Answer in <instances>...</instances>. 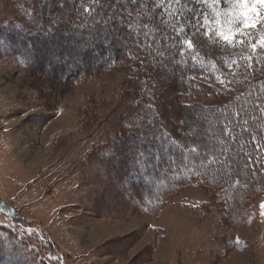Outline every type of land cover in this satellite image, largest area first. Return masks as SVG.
Here are the masks:
<instances>
[{
	"label": "rangeland",
	"instance_id": "1",
	"mask_svg": "<svg viewBox=\"0 0 264 264\" xmlns=\"http://www.w3.org/2000/svg\"><path fill=\"white\" fill-rule=\"evenodd\" d=\"M77 1L0 0V203L20 223L28 221L33 231L44 236L35 241L31 229L11 224V217L0 210V226L6 230L0 233V264H32L36 258L31 253L38 254L39 264H60L54 259L56 254L62 256V264H264L260 207L264 180L250 184L248 195L244 192L235 209H227L218 192L204 185L184 188L163 204L155 201L150 211L143 207L140 183L144 182L125 181L127 171L134 168V153L125 151L126 141L131 140L133 125L146 115L148 105L160 115L163 128L177 133V138L178 119L184 114L177 111L172 95L161 94L180 87L161 76L159 88L151 86L153 90L146 95L154 97L153 101H135L128 69L133 65L123 57L117 68L91 65L71 78L58 75L48 63L51 54L67 55L80 40L73 42L75 35L71 40L72 31L66 33L68 38L39 37L35 27L46 19L58 24L64 8ZM182 3L188 39L195 41L191 25L201 13L211 16L212 6L198 4V0ZM218 7L223 11L228 6ZM161 26L153 21L151 29L161 31ZM260 27L252 30V40L258 39ZM25 33L32 38L26 41L21 37ZM215 39L200 37L196 50L221 73L234 77L230 85L240 75L231 66L235 65L232 59L264 58V49L252 53L247 45L222 47L220 41L213 43ZM93 40L85 56L89 65L94 47L106 43L94 35ZM168 43L176 46L174 37ZM28 52L31 59L21 63V54ZM163 60L185 61L173 50ZM217 88H222L225 98L196 90L190 94L202 107L217 109L233 96L226 92L230 90L227 85ZM11 233L18 236L13 234L12 239ZM46 239L53 241L56 252Z\"/></svg>",
	"mask_w": 264,
	"mask_h": 264
},
{
	"label": "trees",
	"instance_id": "2",
	"mask_svg": "<svg viewBox=\"0 0 264 264\" xmlns=\"http://www.w3.org/2000/svg\"><path fill=\"white\" fill-rule=\"evenodd\" d=\"M138 3L147 5L149 0H138ZM90 6H93V0H78L76 5L72 4L70 8H64L65 15L63 18H59V23L57 24L55 20L53 21L55 26L54 36H56V38H61L64 35V37L68 38L69 36L66 33L72 31L71 40L75 35L73 42H77L82 38H89V35L93 38L94 35L95 39L98 40L101 38L102 41H100H105L106 43H100L94 47L93 56H90V61L92 59L90 65L86 62L88 59L87 57H84L79 63L74 64L69 68H65L60 62L58 65L55 64L54 70L58 71V75H63V78H71L82 74L83 71L91 65H97V67L108 69L113 67L117 68L120 67L121 62H123V60H121L122 57L129 59L133 65L128 69L131 71L130 77L131 81L134 83L133 90L136 92L134 94L136 96L134 97V100L137 102H141L144 98L153 101L155 99L154 97L151 95L146 96L149 90H153V87L151 86L159 88V83L162 81L160 80L161 76L165 77V79L169 77L170 79L168 80L171 83L173 82V84H178L180 90H164L161 96L172 95V103L176 104L177 111L180 109L181 112H183L181 114H184L182 120H187L189 124L193 121L196 122V129L201 133L199 137L200 142L209 147L216 146L217 149L219 148V144L213 134L216 136L220 134V129L228 118L233 117L236 113H247L248 117L255 115L258 118L255 121L250 120V123L258 124L260 122L259 118L264 117V113L253 111L254 106L264 103V58L256 59L251 55L252 60L248 61L244 59L246 56H239V59L235 57L232 61H236V63L231 66L236 67L237 71L240 70V75L234 84L230 85L229 83H226L222 85L215 79L216 75H221L222 78H226L229 82L233 81L234 77L213 70L211 68L212 63L201 53L197 65H194L188 56H183L185 60L183 64L179 60L177 63L171 64L163 60V58H157L154 54H150L149 51H147V48L149 47V41L147 40H145L144 44L138 48V40L136 37L144 30L142 27L143 17H141L140 21L131 25L132 35H130L129 29L125 27L128 23L127 16L123 21L117 17L115 21L110 22L111 26L102 22V18L113 15L115 11L113 3L107 4L98 1L94 6L95 10L93 11L92 16H89L85 12V9ZM73 11H75V13H73ZM155 11L159 12L160 10L156 9ZM97 13H99V15H97ZM161 15L163 16L164 14L161 13ZM93 17H95V19H93ZM43 18L44 17H42V19ZM168 19L171 18L168 17ZM49 21L50 20L48 19L44 20V24L37 22V26L41 29L48 28ZM153 21L155 22L159 20H152L149 23V28H151ZM61 24L68 25L65 27L67 29L60 27ZM104 27H109L106 32L101 30ZM172 30V24H169L167 27L161 26V31L159 32H163L165 36L160 38L164 39L167 36V33L172 32ZM176 31H179V29L177 28ZM25 34V36L22 35L21 37L27 38L26 41L32 38V35H29L28 33ZM36 34V36L39 37L48 36V33L43 31L40 33L36 32ZM172 37L175 39L176 46L173 48L171 47V50L177 53L178 56H181L179 50L185 38H188V31L186 35L181 34L179 36H176L175 33H173ZM140 39H143V37H140ZM164 50L166 54L170 52L167 48ZM22 51H26L25 46L22 47ZM194 51L197 50L194 49ZM64 56L67 55L65 54ZM137 57H139V60L136 59ZM83 63L87 66L84 67ZM167 85L171 86L169 82ZM226 85L230 87V90L226 92L233 96L229 102L219 104L217 109L202 107L194 100L195 95L193 93L190 94L191 90H196L198 92L202 91L214 97L221 98L224 97V92L222 91V88L219 89L217 87ZM156 96V99H161L159 94H156ZM144 103L146 104V102ZM195 111L197 115H192ZM145 112L146 115H141L142 118L134 123L133 132L131 137H129L132 141H126V144L128 145L125 147V151L129 153V149H132L133 152L130 153H134L137 148L140 147H143L144 150L147 149L148 151H151L150 146L153 145L154 147V152L151 153H154L155 158H151L146 162L148 165L147 172L153 177V181L149 184L140 183L143 185V189L140 193L141 199L144 201L143 207L146 208V211H150V209L154 208H151L153 202L158 201L157 204H163L166 200L181 192L182 189L190 188L195 185H204L205 188L218 192L219 197H222L221 201H223V204L228 206L227 209H235L234 205L237 203V200H240L242 195L245 197L244 192H246V196L248 195L249 185H258L261 183V180H264V127L257 129L259 135L256 140H252L247 132H243L241 128L237 127L236 131L240 136L238 142L236 140L231 142L230 155L233 161L232 168L234 172L239 173V178L244 181V183H241L240 185L233 184L232 187H229L227 183H224L223 186H216L215 181L220 176V173H217L216 177H214L212 173L209 172L206 176L208 180L207 183L202 182V180L205 179V176L203 175L190 176L182 166L178 167V165H181L180 151L169 141L154 138L153 134L155 133V136L159 137L162 130L164 134L170 135L178 142L190 143L192 138L184 135L188 129L185 125L181 124V118L178 119L179 124L176 126V128L180 130V134L176 138L177 133L175 134L172 132L171 135L165 128H163V125L160 123L162 119L160 115L155 114L152 106H146ZM137 135L146 136L147 141L141 145L140 141L136 139ZM189 158L193 163H198L191 154H189ZM137 181L141 180L137 179ZM225 190H227V195L225 194ZM240 201L242 202V199ZM0 208H2L0 209L1 211L3 210V212L7 213V216L11 217L9 219L11 224L19 225L20 222L17 219L18 217L16 218V215L7 209L8 207H2L0 203ZM10 213L12 215H10ZM22 222L23 223H20L22 230L24 228L26 230L31 229V225L28 221L23 220ZM33 230L31 229V231ZM2 231L6 230L3 226H0V233ZM33 232L36 236L34 239L35 241L44 240V236L39 235L35 231ZM13 234L16 233L8 235L12 239H15ZM16 235L18 236V234ZM45 242L49 245L51 244L50 246L54 249V252H56L52 243L53 241L51 242L49 239H46ZM34 256L36 259L32 258ZM56 257H60V260L57 261ZM31 258L32 261L30 262L32 264L40 263V261L36 262V260H39L38 254L31 253ZM54 259L62 264V256L56 254ZM0 262H2V258H0Z\"/></svg>",
	"mask_w": 264,
	"mask_h": 264
},
{
	"label": "snow or ice",
	"instance_id": "3",
	"mask_svg": "<svg viewBox=\"0 0 264 264\" xmlns=\"http://www.w3.org/2000/svg\"><path fill=\"white\" fill-rule=\"evenodd\" d=\"M97 3L98 0H93V6L85 9V12L89 16H92L95 10L94 6ZM113 3L115 6L113 15L102 18V22L110 25V22L115 21L117 17L123 21L127 16L128 23L125 27L129 29V34L132 35L131 25L140 21L141 17H143L142 27L144 30L136 37L138 40V48L144 44L145 40L149 41L147 51L150 54H154L157 58L162 59L165 57V48L171 51V45L168 43V39L172 37L173 33L176 36L181 34L186 35L187 33V28L183 23V16L181 15L184 8L182 0H149L147 5L138 3V0H113ZM198 4H210L213 13L211 16L201 13L200 18L191 25L196 40L185 38L179 50L180 55L188 56L194 65L198 64L201 55L198 50L194 51V49H196L197 42H200V37L202 36L215 37L216 39L213 43L220 41L222 42V47L247 45L251 48L252 53H255L257 48L264 49V0H198ZM223 4H226L228 7L220 11L218 6H222ZM156 9L160 11L157 12L155 11ZM161 13L164 15L162 16ZM168 17L171 19H168ZM152 20H159L162 27H167L169 24L173 25V30L167 33V38L161 39L160 37L165 36L163 32L149 28V23ZM258 26H262L259 28L261 34L258 39L252 40V30L257 29ZM177 28L179 31H176ZM35 30L38 33L43 31L50 36L55 35V26L51 20L49 21L48 28L41 29L37 27ZM140 37H143V39H140ZM2 43L3 41H0V44ZM93 43L94 40L91 35H89V38H82L73 45V50L67 56H58L56 53H52L48 63L49 65H55L59 61L65 68H69L87 56ZM21 55L24 57L21 63H27L31 59L30 52L22 53ZM136 59L139 60V57ZM244 59L251 61L252 56L244 57ZM233 63H236V61H233ZM211 68L219 71L215 64H212ZM215 79L222 85L231 83L226 78H222L221 75H216ZM253 111L264 113V103L254 106ZM257 119L255 115L248 117L247 113H236L233 117L228 118L221 127L220 134L218 136L213 134L218 141V149L216 146L209 147L200 142L199 137L201 133L196 129L195 121L189 124L187 120H181V124L185 125L188 129L184 135L192 138L190 143L178 142L170 135L164 134L162 130L159 137H156L155 133L153 136L154 138L169 141L180 151L181 165H178V167L182 166L190 176L203 175L205 179L202 182L207 183L206 176L209 172L214 177H216L217 173H220V176L215 181L216 186H223L224 183H227L229 187H232L233 184L240 185L244 181L239 178V173L234 172L232 168L233 161L230 155V144L233 140L237 142L239 140L240 134L236 131L237 127L241 128L243 132H247L252 140H256L259 135L257 129L264 127V117L259 118L260 122L258 124L250 123V120L255 121ZM129 131H132V129L130 128ZM136 139L140 141L141 145L147 141V137L144 135H137ZM189 154L198 163H193L189 158ZM151 158H155L153 153L145 151L143 147L137 148L133 154L134 168H130L127 171L125 181L131 182L139 179L145 184L152 183L153 177L148 174V165L146 163ZM225 194L227 195V190H225ZM260 207L262 209L261 215H264V203ZM236 243H239L238 238ZM56 260L59 261L60 257H56Z\"/></svg>",
	"mask_w": 264,
	"mask_h": 264
}]
</instances>
